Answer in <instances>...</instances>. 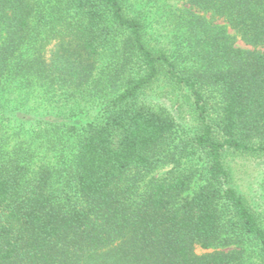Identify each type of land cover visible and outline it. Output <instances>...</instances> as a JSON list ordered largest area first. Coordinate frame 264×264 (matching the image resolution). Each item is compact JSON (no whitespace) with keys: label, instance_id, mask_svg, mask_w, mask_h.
<instances>
[{"label":"trees","instance_id":"trees-1","mask_svg":"<svg viewBox=\"0 0 264 264\" xmlns=\"http://www.w3.org/2000/svg\"><path fill=\"white\" fill-rule=\"evenodd\" d=\"M176 1L162 27L131 0H0V115L58 110L0 135V264H264V210L224 161L264 155V0ZM160 80L191 134L151 104Z\"/></svg>","mask_w":264,"mask_h":264},{"label":"rangeland","instance_id":"rangeland-1","mask_svg":"<svg viewBox=\"0 0 264 264\" xmlns=\"http://www.w3.org/2000/svg\"><path fill=\"white\" fill-rule=\"evenodd\" d=\"M134 8H140L147 14L150 19V24H172L171 19L163 17L162 20H153L158 14L167 16L170 9H177L181 3L176 0H131ZM167 27V26H166ZM231 34L233 30H229ZM235 35V34H234ZM235 44L239 47L245 46L242 40L236 36ZM148 97L151 104L160 111L170 114L177 123V135L185 136L194 131L196 119L190 106V101L187 95L179 89L172 88L165 80L158 81L148 92ZM24 103L23 106L16 104ZM6 117H2L3 111L0 115V135L4 136L8 141V146L12 147L17 143H28L29 139L35 135L31 130L34 125L41 122H47L50 118L57 115L58 110L50 108L46 102L37 103V99L30 96L29 99L23 100L21 97L6 106ZM93 110L81 114L71 119H65L70 122L73 119L80 123H85L87 120L93 118ZM35 146L40 152H43L44 145L38 139L34 141ZM40 146V147H39ZM227 166L231 182L233 186L244 196L247 203L256 211L264 210V155L252 156L248 154H228L224 158ZM189 164L184 162V166ZM168 166L160 167L155 173L150 174L154 176H162L165 174ZM197 253H202L199 246H196Z\"/></svg>","mask_w":264,"mask_h":264}]
</instances>
